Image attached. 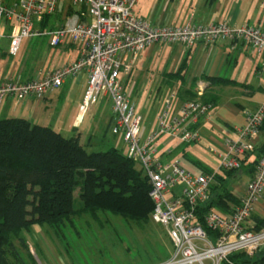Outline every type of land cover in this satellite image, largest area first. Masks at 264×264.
Listing matches in <instances>:
<instances>
[{
	"label": "built area",
	"instance_id": "1",
	"mask_svg": "<svg viewBox=\"0 0 264 264\" xmlns=\"http://www.w3.org/2000/svg\"><path fill=\"white\" fill-rule=\"evenodd\" d=\"M64 0H0V29L9 27L8 53L17 57L27 40L47 37L51 47L67 41L84 45L80 58L61 64L44 78L25 83L5 82L0 85V105L6 97L22 100L34 97L44 100L59 89L66 78L83 72L88 82L81 113L98 103L101 96L111 100L112 133L122 134L128 146V158L136 162L150 184L149 197L154 204L152 219L168 231L173 253L160 264H243L230 259L244 255L253 259L264 250V228L252 221L257 206L264 200V152L255 165L245 195L231 213L209 212L202 218L201 207L210 201L217 173H194L178 158L170 159L172 151L158 153L157 143L166 138L181 144L201 141L203 120L212 119L214 105L203 101L207 85L200 82L196 98L182 104L177 115L170 109L177 97L171 92L160 114L156 131L143 136V118L136 113L126 93L124 78L138 55L155 44H181L187 48L198 42H241L264 56V30L227 23L210 25H152L136 13L139 0H68L71 14L53 30H42L47 16L58 12ZM4 36L0 35V38ZM132 56L126 63L124 57ZM245 124L236 128L234 138L224 140L219 156V170L239 171L245 160L258 149L256 139L264 124V102L256 110L244 113ZM216 153V151H213Z\"/></svg>",
	"mask_w": 264,
	"mask_h": 264
},
{
	"label": "crops",
	"instance_id": "2",
	"mask_svg": "<svg viewBox=\"0 0 264 264\" xmlns=\"http://www.w3.org/2000/svg\"><path fill=\"white\" fill-rule=\"evenodd\" d=\"M5 1L10 3L13 0ZM68 4V0L61 3L62 12L57 13L50 20L49 25L58 27L64 22L70 10ZM136 13L152 25L159 26L183 27L189 24L227 23L232 27L244 25L259 27L260 25L259 28L263 27L261 29L264 30V0H139ZM6 37L5 44L8 46L9 39L8 36ZM34 40H36L34 46L37 45L38 52L50 46L47 39ZM31 42L33 41H25L24 47L30 46ZM59 48L63 50L60 53L61 56L52 61L48 56L44 57L43 63L41 62L37 69H29L24 62H16L13 66L8 64L4 69L1 68L0 85L9 81L25 83L44 78L57 66L77 61L82 55L84 45L67 41ZM124 60L129 63L132 56L126 55ZM37 71L40 72L37 73ZM206 78H223L232 81L233 84L211 85ZM87 82V73L83 72L66 78L64 84L51 92L44 100H37L34 97L22 100L11 96L6 97L0 105V120L24 118L35 125L50 127L66 138H71L69 136L72 135V137L79 136L81 143L86 150H89L93 147V138L100 139L103 133L105 137L107 130L111 129L112 108L110 99L103 96L92 106L90 114L86 118L82 117L80 108ZM200 82L207 85L205 98L212 101L215 107L212 119L201 122L200 143L205 141L212 144L215 154L219 157L224 152V140L234 138L236 128L245 124V111L256 110L264 102V56L262 54L251 50L241 42L228 40L217 43L200 41L191 48L181 44H155L138 55L129 75L124 78L125 90L133 106L136 103L135 100L141 103L144 97H147V100H156L165 90L160 97V104H153V108L156 107L158 119L171 92H176L177 97L172 103L170 113L177 115L189 94H196V88ZM150 83L158 85L155 94H153L154 88H149ZM222 86L228 93H224ZM217 87L219 89L217 93H214ZM140 116L143 118L142 115ZM158 119L155 121L154 130L158 127ZM255 142L258 148L261 147L264 143L263 135L261 134ZM175 143L179 141L160 139L157 143L158 153L162 155L169 148L172 151L169 158H172L177 151L185 152L181 147L188 144L179 143L180 146L177 145V147ZM110 147H114L112 143ZM255 159H257L256 154L250 156L244 167L229 177L225 170L206 167L196 159H192L191 162L200 171L204 168L227 180L229 193L236 200V203L230 204L232 208L238 205L245 195L247 184L254 174ZM215 186H218L217 180L213 187ZM217 212L223 213L220 210ZM254 215L264 218V200L257 206Z\"/></svg>",
	"mask_w": 264,
	"mask_h": 264
},
{
	"label": "trees",
	"instance_id": "3",
	"mask_svg": "<svg viewBox=\"0 0 264 264\" xmlns=\"http://www.w3.org/2000/svg\"><path fill=\"white\" fill-rule=\"evenodd\" d=\"M72 11L70 8L68 14ZM55 15L47 16L40 27L51 26ZM206 80L211 85L233 84L223 78ZM195 98L196 94L190 93L187 101ZM203 101L213 103L205 97ZM261 131L264 134V124ZM263 152L264 143L255 153L254 165ZM235 172L238 171H225L228 177ZM79 178L88 209L104 208L135 219L146 218L154 210L148 179L139 165L118 149L89 153L79 136L66 138L24 118L0 120V264H12L13 235L34 223L57 227L75 214L74 191ZM216 180L218 186L212 187L210 201L201 207L202 218L218 210L229 214L230 204L236 203L227 180L220 175ZM252 221L257 229L264 228L261 216L253 215ZM230 259L264 264V254L253 259L233 255Z\"/></svg>",
	"mask_w": 264,
	"mask_h": 264
},
{
	"label": "rangeland",
	"instance_id": "4",
	"mask_svg": "<svg viewBox=\"0 0 264 264\" xmlns=\"http://www.w3.org/2000/svg\"><path fill=\"white\" fill-rule=\"evenodd\" d=\"M61 3L57 13L62 12ZM56 27V25L46 26L41 29L43 31L53 30ZM10 32L9 28L4 29L2 27L0 29V35L4 36L0 38V69H4L8 64L13 66L16 62H24L29 69H37L39 64L43 63L44 57L48 56L52 61L61 56L60 53L63 52L59 48L63 45L56 48L45 47L43 50L41 49V52H38L37 45L34 46L36 41L34 39L37 38H34L31 40L33 42L30 46L24 47L25 44L22 45L18 57H12L8 53L9 45L5 44L6 36ZM38 39L49 41V38L44 37ZM33 48L35 49L33 50ZM41 70L43 72V69ZM157 87L156 83L155 85L149 84V88H154L153 94L157 92ZM217 89L219 88H215L213 92L217 93ZM222 89L224 93H228L225 87L222 86ZM164 93L165 90L156 100H147V97H144L141 103L135 100L136 113L142 115L144 119L142 123L144 138L156 131L154 130L156 128L155 121L158 118L156 107L153 108V104H160V97ZM91 108L92 106L86 113H81L82 117L86 118L90 114ZM107 111L109 112V107ZM103 135L104 133L100 139H92L94 141L93 147H90L88 152L108 151L112 148L110 147L112 143L113 148H117L127 156L128 146L125 144L122 134L114 136L111 129H108L105 137ZM262 135L264 138V134ZM179 143L174 145L180 146ZM213 147L212 144L205 141L185 145L181 147L185 152L183 150L177 151L170 159H180L184 166L194 173L201 171L191 162L192 159L199 160L206 167L217 170L220 166V159L213 152L215 149ZM79 179L80 183L74 191L75 214L62 221L57 227L44 223H34L13 235L12 242L15 250L10 252H14L13 255H10L12 264H160L172 256L173 246L168 231L153 221L152 213L146 218L135 219L104 208L88 209L87 203L82 199L85 194L81 187L82 178ZM262 254H264V250L259 253L258 257Z\"/></svg>",
	"mask_w": 264,
	"mask_h": 264
}]
</instances>
